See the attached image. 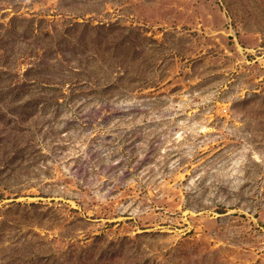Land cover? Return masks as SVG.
I'll return each instance as SVG.
<instances>
[{
    "label": "rangeland",
    "instance_id": "1",
    "mask_svg": "<svg viewBox=\"0 0 264 264\" xmlns=\"http://www.w3.org/2000/svg\"><path fill=\"white\" fill-rule=\"evenodd\" d=\"M0 264H264V0H0Z\"/></svg>",
    "mask_w": 264,
    "mask_h": 264
}]
</instances>
